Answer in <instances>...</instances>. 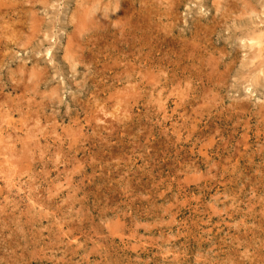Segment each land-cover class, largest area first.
I'll return each instance as SVG.
<instances>
[{
  "label": "rangeland",
  "instance_id": "rangeland-1",
  "mask_svg": "<svg viewBox=\"0 0 264 264\" xmlns=\"http://www.w3.org/2000/svg\"><path fill=\"white\" fill-rule=\"evenodd\" d=\"M0 264H264V0H0Z\"/></svg>",
  "mask_w": 264,
  "mask_h": 264
},
{
  "label": "bare ground",
  "instance_id": "bare-ground-1",
  "mask_svg": "<svg viewBox=\"0 0 264 264\" xmlns=\"http://www.w3.org/2000/svg\"><path fill=\"white\" fill-rule=\"evenodd\" d=\"M260 41V40H259Z\"/></svg>",
  "mask_w": 264,
  "mask_h": 264
}]
</instances>
